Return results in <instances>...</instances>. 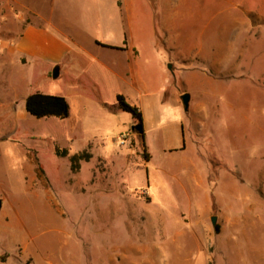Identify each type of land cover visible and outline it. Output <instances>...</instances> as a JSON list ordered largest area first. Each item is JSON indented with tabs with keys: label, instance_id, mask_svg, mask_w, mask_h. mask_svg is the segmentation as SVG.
Here are the masks:
<instances>
[{
	"label": "rangeland",
	"instance_id": "rangeland-1",
	"mask_svg": "<svg viewBox=\"0 0 264 264\" xmlns=\"http://www.w3.org/2000/svg\"><path fill=\"white\" fill-rule=\"evenodd\" d=\"M24 2L85 51L72 67H24L20 9L0 0V101L14 104L0 109V264H264V38L239 46L234 72L217 73L213 51L218 12L240 0ZM126 44L137 86L93 88L84 60L116 64L126 54L110 46ZM114 89L143 112L144 142ZM29 91L65 96L70 116L26 113ZM82 151L92 158L71 173Z\"/></svg>",
	"mask_w": 264,
	"mask_h": 264
},
{
	"label": "crops",
	"instance_id": "crops-1",
	"mask_svg": "<svg viewBox=\"0 0 264 264\" xmlns=\"http://www.w3.org/2000/svg\"><path fill=\"white\" fill-rule=\"evenodd\" d=\"M123 1L131 2L133 4L136 3V0ZM225 1L230 3L233 0ZM11 2L13 4L16 3V6L20 9L19 17L21 18L20 22L23 26L20 28L21 35L13 46H15L14 49L16 54L21 58V61H23L24 67L33 66L36 63H48L50 66L64 65L67 68L75 65L77 60L80 61V59H84V56L80 52V50L85 51L82 46L83 41L81 42L78 40L76 32L73 33V31L64 30V25L60 22H58V25L60 26L59 28V26H57V21H55L52 16L44 17L36 9L27 6L24 0H11ZM174 5L175 7L178 6L176 2ZM134 6L129 5L125 7V9L131 11ZM245 6L246 5L243 0H240V6L237 7V10L236 8L228 11L226 9H222V11L220 10V12H218V22L216 27L217 35L215 38L216 43L213 45L214 57H216L217 73H222L223 71L226 73L234 72L232 69L233 63L236 60V56L234 57V55H236L239 46L243 47L245 45L246 47L247 40H251V38L253 40H261L264 38V8L257 9L256 7H250L251 5ZM63 21L65 24L66 18L63 17ZM164 26L166 33H168L171 37V42H174L172 45L175 46L174 44H176L178 46H184L183 43L180 44L175 41L176 36H174L175 34L172 32V29L166 24ZM204 35L205 33H202L201 36L199 34V37L202 39ZM91 40H93L92 42H94L97 46H102L93 38ZM220 43L222 44L219 45ZM203 47L204 44L202 48ZM101 48L106 47L103 46ZM110 48L117 53L123 52L126 56L119 58V61L116 64H107L98 60V64L96 66L92 64L94 68H92L90 61L84 60V69H86L88 74H90L89 76L93 83V88L103 91L106 88L112 87L120 79L127 81L131 87L137 86L134 71V47L130 49L126 44V46H110ZM199 52L201 54V48L199 49ZM114 90V96L117 100V96L123 94L120 93V90L118 89ZM92 91L94 90L92 89ZM31 93L33 92H27L24 96L25 101ZM78 95L79 98L83 99V104H89L91 102V99L87 96V94L78 92ZM181 97L182 96H180V98ZM66 99L68 101V98ZM13 106V102H9L8 104L6 100L0 101V109L2 110H9V108H13ZM58 158L61 159L62 157ZM33 168L34 164L29 160L26 172H30ZM71 173L73 172L71 171Z\"/></svg>",
	"mask_w": 264,
	"mask_h": 264
},
{
	"label": "trees",
	"instance_id": "trees-1",
	"mask_svg": "<svg viewBox=\"0 0 264 264\" xmlns=\"http://www.w3.org/2000/svg\"><path fill=\"white\" fill-rule=\"evenodd\" d=\"M117 106L119 109L131 113L134 122L144 123V117L142 116L143 112L141 109L136 105L130 104L124 95L117 96ZM25 108L27 111L26 113L31 114L37 119L52 116L58 119H66L70 116V105L65 97L55 94H44L39 91L31 93L26 98ZM141 136L144 142L145 132ZM55 154L58 157L64 158L68 157L70 152L66 148L56 147ZM69 158L71 171L75 173L80 170L81 161L88 162L90 158H92V154L87 151H83L81 153H76L75 155L72 154Z\"/></svg>",
	"mask_w": 264,
	"mask_h": 264
},
{
	"label": "water",
	"instance_id": "water-1",
	"mask_svg": "<svg viewBox=\"0 0 264 264\" xmlns=\"http://www.w3.org/2000/svg\"><path fill=\"white\" fill-rule=\"evenodd\" d=\"M59 75H60V67L59 66H56L53 69L52 77L54 79H57L59 77ZM181 99H182V103H183L185 109L188 111L189 110V107H190V96H189V94L185 93L184 95H182ZM132 131H136L140 135H142L144 133V125L142 123H137V124H135L132 127ZM2 206H3V202L0 199V212H1ZM211 220H212L213 225L216 226V224H217V218L216 217H212Z\"/></svg>",
	"mask_w": 264,
	"mask_h": 264
}]
</instances>
